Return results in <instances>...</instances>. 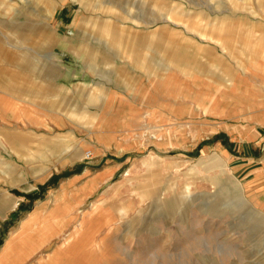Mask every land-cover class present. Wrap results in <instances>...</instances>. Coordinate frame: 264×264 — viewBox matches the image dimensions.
I'll list each match as a JSON object with an SVG mask.
<instances>
[{"label": "rangeland", "instance_id": "1", "mask_svg": "<svg viewBox=\"0 0 264 264\" xmlns=\"http://www.w3.org/2000/svg\"><path fill=\"white\" fill-rule=\"evenodd\" d=\"M223 17L264 36V0H0V96L45 116L0 118V250L60 196L76 208L15 264H44L85 222L76 264H264V179L227 150L243 157L264 123V43L230 54L199 33ZM221 61L230 75L209 72ZM84 166L117 171L81 198L61 184Z\"/></svg>", "mask_w": 264, "mask_h": 264}, {"label": "bare ground", "instance_id": "2", "mask_svg": "<svg viewBox=\"0 0 264 264\" xmlns=\"http://www.w3.org/2000/svg\"><path fill=\"white\" fill-rule=\"evenodd\" d=\"M156 6L160 9L161 12H166L167 15L170 16V12L166 8V5L160 2L159 5ZM164 15L167 19H172V17H168L166 14ZM227 19L230 18L223 17L221 19V22L218 24L217 29L212 31L208 30L209 32L207 33L199 31V33L206 37H212V40L216 41L219 46L226 48L230 54L234 52V44L241 43L244 47L243 52L246 53V55L252 56L257 54L260 55L262 53L260 56L262 57V59H264V52L261 51L260 53L259 51V45L261 43H264V36L257 37L254 33L243 31V29L238 28L236 26V23H234L233 21L229 25H225ZM213 25L215 26L216 24ZM104 32L108 37H111L112 40L119 39V34L117 32L115 34L110 33V30L108 28ZM256 45L257 48L255 49ZM250 52H252V54H250ZM252 67H259L264 71V61H262V63L258 65L253 64ZM239 68H241V70L245 73L250 70L248 64L245 62L239 63ZM223 69H226L225 73L229 75L231 74L228 71L229 67L226 66L223 61H221L218 66H214L213 68H211L209 72L217 73V71L220 72ZM230 83H232L231 80H225V85L228 84L227 86L232 87L233 84L229 85ZM62 198V196H60L59 199L57 198V212L55 211L47 217H42L41 210H38L35 214L31 215L29 219L21 223L18 232L12 234L9 237L10 239L2 250L0 254V264H15L19 262L23 257H30L42 246H45L48 243L49 239L56 236L59 231L61 232L63 227L59 226V223L61 221L60 217H63L66 214H71L76 209L73 208L72 205H68L69 203H62L60 200ZM98 208L99 207L96 206L93 212H97L99 210ZM61 210H65V213L57 215L56 213ZM36 224L38 225L36 226ZM84 224H86V222ZM84 224L80 223L78 226H76L74 231L68 235L65 242L55 250L53 255L50 256L44 264H76L78 258H84L87 252H89L86 250L92 249L90 247L91 243L85 240V237H87L85 234L88 231L86 230V226Z\"/></svg>", "mask_w": 264, "mask_h": 264}, {"label": "crops", "instance_id": "3", "mask_svg": "<svg viewBox=\"0 0 264 264\" xmlns=\"http://www.w3.org/2000/svg\"><path fill=\"white\" fill-rule=\"evenodd\" d=\"M44 27L46 26L44 25ZM26 40V38H22L20 31H15L14 33H12V41L14 42L16 47H21L25 43L24 41ZM7 62L9 63V61ZM11 66L13 67V65ZM261 104L263 105L261 109L264 111V103L262 102ZM10 113L12 114V118H14L16 121L28 120L34 122L35 124L43 123L45 118V116H41L38 111L30 109L25 110L24 107H20L18 105H11L9 104V101L6 102L5 98L0 96V118L4 121H9ZM255 125L257 127L251 126L254 130L252 135L253 138L251 140H248L250 141L248 143H251V146L248 145L242 147V149H244L245 151L243 157L239 150V148L241 147L237 144H234V142H231L233 143V146L231 145L229 148H227V150L230 152L231 156L233 157V160L238 161L237 167L240 168L239 171L244 173L247 170V175L255 179V176L257 177V175H254L255 173L253 172V170L255 171L259 169V172H261L259 175H262L261 177L264 179V158L261 159V154H264V123L255 122ZM259 161H261V166L257 169H254L257 165H259ZM105 171H111L109 172V174L111 175L108 176L104 174ZM116 171V167L113 169V171L111 167L100 172H93L92 168L84 166V168H81L80 172H78L77 175L63 182L61 184V188L64 184L74 179H78L75 182V187L77 186L80 189V193H82L81 198L88 197V194H90L91 197V195L93 194L91 191L93 186L96 184L97 187H99L100 184H102L107 178H110ZM262 182H264V180ZM89 191L91 192L88 193ZM3 249L4 247L0 250V254Z\"/></svg>", "mask_w": 264, "mask_h": 264}, {"label": "built area", "instance_id": "4", "mask_svg": "<svg viewBox=\"0 0 264 264\" xmlns=\"http://www.w3.org/2000/svg\"><path fill=\"white\" fill-rule=\"evenodd\" d=\"M86 158L92 159L91 154H88Z\"/></svg>", "mask_w": 264, "mask_h": 264}]
</instances>
